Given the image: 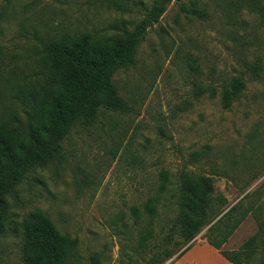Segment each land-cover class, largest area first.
Returning a JSON list of instances; mask_svg holds the SVG:
<instances>
[{"label":"rangeland","instance_id":"1","mask_svg":"<svg viewBox=\"0 0 264 264\" xmlns=\"http://www.w3.org/2000/svg\"><path fill=\"white\" fill-rule=\"evenodd\" d=\"M69 1L0 0V51L5 52L0 55V111L23 116L25 108L4 89L5 79L14 91L36 79L42 71L40 42L59 31V24L118 33L110 25L126 20L132 30L154 3L118 0L129 9L121 11L100 0ZM231 1L180 0L168 6L138 46L134 64L115 72L114 82L129 111L101 110L95 124L73 128L61 156L29 173L9 197L17 219L35 211L46 214L62 233L79 240L82 263L98 257L101 264H130L127 254L150 224L146 215L135 219L132 209L143 211L149 199H158L156 234L135 261L146 264L166 245L176 254L164 263L171 264L185 249L174 228L184 170L215 178L214 196L228 202L223 207L216 200V212L227 211L250 194L244 205L264 218V80H254L248 70L258 59L264 66V20L237 11ZM194 3L201 16L181 10V4ZM236 77L245 79L246 88L226 109L222 92ZM200 88L215 90V97L210 91L197 97ZM196 152L202 156L194 160ZM164 171L170 181L160 194ZM216 221L191 242L188 261L219 264L218 256L201 243ZM261 258L264 250L254 263ZM0 264H25L22 240L13 232L0 234Z\"/></svg>","mask_w":264,"mask_h":264},{"label":"trees","instance_id":"2","mask_svg":"<svg viewBox=\"0 0 264 264\" xmlns=\"http://www.w3.org/2000/svg\"><path fill=\"white\" fill-rule=\"evenodd\" d=\"M55 1L71 3L69 0ZM179 1L154 0L143 19L134 23L132 30L128 29L132 22L126 20L111 24L109 30L118 33H98L59 24V31L40 42L38 63L42 71L36 79L18 84L16 91L13 90L11 80L5 79L4 89H9L12 98L16 102L20 101L25 110L23 116L17 115L15 111H0V234L13 232L21 238L22 260L25 264H101L98 257H92L89 263L80 262L79 240L62 233L43 212H31L22 220L17 219L8 199L16 193L17 186L29 173L47 166L61 156L64 142L73 128L95 124L99 121L101 110L129 111L114 82L115 72L121 67L134 64L138 46L148 31L160 22L171 3ZM100 2L109 8L129 10L118 0ZM231 4L237 11H249L264 20L262 0H232ZM180 6L187 14L202 15L196 3L192 7L184 4ZM2 14L0 17H3ZM4 53L0 51L1 56ZM0 61L3 62L1 57ZM248 70L254 80H264L261 59ZM1 82L3 80L0 78V85ZM245 88L243 77L234 78L222 92L223 107L230 108ZM208 91L211 97H215V90L206 88H200L196 95L201 97ZM201 156V152L192 154L194 160ZM162 177L160 194L168 190L169 172L164 171ZM180 178L176 194L178 215L174 228L178 229L185 249L175 259L191 249V242L196 236L217 220L207 232V241L212 247L232 264H264L262 258L254 263L258 251L264 250V218L251 205H244L250 194L227 211L216 212V200L223 207H227L228 202L222 195L217 198L214 196V177L184 170ZM158 202V199H149L143 211L139 207L132 209L135 219L140 220L146 215L150 224L142 230L137 245L132 246L131 253L127 254L130 264H138L135 258L142 257L150 248V242L156 234L153 225L158 216ZM250 215L259 226L258 232L240 250H222L223 245ZM123 227L130 233L127 223ZM165 246L161 252L153 253L146 264H164L173 259L176 254Z\"/></svg>","mask_w":264,"mask_h":264},{"label":"crops","instance_id":"3","mask_svg":"<svg viewBox=\"0 0 264 264\" xmlns=\"http://www.w3.org/2000/svg\"><path fill=\"white\" fill-rule=\"evenodd\" d=\"M259 230V226L255 220V218L250 215L247 217V219L243 222V224L237 229V231L234 233V235L223 245L222 250L224 251H236L240 250L243 246V244L252 236H254ZM202 244H207L208 249L210 248V254L218 256L219 264H232L229 262L225 257H223L217 249L212 247L208 241L201 242ZM192 251V249L186 251L184 255L179 258L175 259L173 264H176L178 262H186V264H194L193 261H188L186 258L189 256V253ZM216 259V258H215ZM213 263V261H211ZM171 263V264H172ZM210 263V262H209ZM211 263V264H212ZM218 264V263H217Z\"/></svg>","mask_w":264,"mask_h":264}]
</instances>
